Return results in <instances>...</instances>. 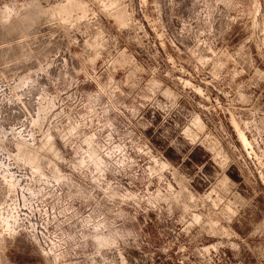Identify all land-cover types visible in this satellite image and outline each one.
Masks as SVG:
<instances>
[{
  "label": "rangeland",
  "instance_id": "1",
  "mask_svg": "<svg viewBox=\"0 0 264 264\" xmlns=\"http://www.w3.org/2000/svg\"><path fill=\"white\" fill-rule=\"evenodd\" d=\"M0 264H264V0H0Z\"/></svg>",
  "mask_w": 264,
  "mask_h": 264
},
{
  "label": "bare ground",
  "instance_id": "2",
  "mask_svg": "<svg viewBox=\"0 0 264 264\" xmlns=\"http://www.w3.org/2000/svg\"><path fill=\"white\" fill-rule=\"evenodd\" d=\"M244 141V140H243ZM247 144V143H246ZM11 176V175H10ZM15 177V176H14ZM11 178H12V176H11ZM16 178V177H15ZM59 178V177H58ZM54 179V178H53ZM57 181V180H56ZM11 187V186H10ZM14 187V186H13ZM26 200V199H25ZM7 214V213H6ZM15 217V216H14ZM4 218V217H3ZM14 219V218H13ZM8 220V219H7ZM7 223V222H6ZM12 230V229H11ZM14 231V230H13ZM98 235H95V239H97V243H99V245H102V247H103V245H108L109 243H110V241H111V239H109L108 238V236L107 237H104L103 236V234L102 235H99V233H97ZM111 244V243H110Z\"/></svg>",
  "mask_w": 264,
  "mask_h": 264
},
{
  "label": "built area",
  "instance_id": "3",
  "mask_svg": "<svg viewBox=\"0 0 264 264\" xmlns=\"http://www.w3.org/2000/svg\"><path fill=\"white\" fill-rule=\"evenodd\" d=\"M12 170H13V169H12ZM17 176H18V178L20 179V182L23 181V180H26V179L28 178V176H27V175H24V174H20V175L17 174ZM19 184H20V183H19ZM19 187H20V186H19ZM23 188H24V187H23ZM16 206H18V205H16ZM16 208H17V207H14V208H12V209L15 210ZM14 210H13V211H14ZM13 211H12V212H13Z\"/></svg>",
  "mask_w": 264,
  "mask_h": 264
}]
</instances>
